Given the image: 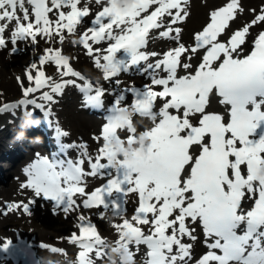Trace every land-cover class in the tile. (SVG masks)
<instances>
[{
	"label": "snow or ice",
	"instance_id": "snow-or-ice-1",
	"mask_svg": "<svg viewBox=\"0 0 264 264\" xmlns=\"http://www.w3.org/2000/svg\"><path fill=\"white\" fill-rule=\"evenodd\" d=\"M92 4L0 0V51L9 43L10 55L23 51L21 43L48 45L26 67L28 85L17 77L23 98L0 105V114L31 106L51 126L53 106L69 87L82 94L83 107L103 109L106 94L113 96L106 122L93 136L99 145L95 154L87 142L63 143L69 133L57 124L58 152L51 158L37 154L24 169L21 187L34 198L8 204L5 212L22 208L31 214L41 199L66 218L78 213L79 234L69 238L81 249L78 264H94L93 253L95 259L106 257V241L81 208L100 210L101 219L108 210L121 217L112 225L118 240L111 248L119 264H136L141 245L147 248L141 264H264V6L250 10L249 22L236 24L245 12L242 0H227L209 12L186 44L182 25L190 0H94L95 12ZM254 27L260 29L255 35ZM150 40L175 46L148 51ZM66 41L85 50L102 80L113 85L111 92L101 78L94 83L74 69L75 57L63 51ZM47 66L55 73L47 74ZM133 70L149 82L121 89L116 78ZM128 94L134 97L131 112L120 106ZM213 95L225 113L208 110ZM133 114L150 119L152 126L137 133ZM68 151L77 152L75 160ZM86 177L105 183L89 192ZM130 194L137 195L138 206L129 218ZM246 199L252 202L247 209ZM198 229L207 251L196 258ZM11 245L6 241L0 251Z\"/></svg>",
	"mask_w": 264,
	"mask_h": 264
},
{
	"label": "bare ground",
	"instance_id": "bare-ground-1",
	"mask_svg": "<svg viewBox=\"0 0 264 264\" xmlns=\"http://www.w3.org/2000/svg\"><path fill=\"white\" fill-rule=\"evenodd\" d=\"M225 3H227V0H190L189 17L182 25L183 42L191 44V35L202 29V26L207 22L209 12L224 6ZM242 5L245 8V12L241 14L236 24L249 22L254 15L250 10L255 8L259 11L264 6V0H242ZM91 7L93 12L97 10L94 0ZM91 19L92 17L87 18L85 27L88 26V21ZM236 24L233 25V28H235ZM259 30L254 27L252 29L253 35ZM81 31H83V28ZM5 35L10 38V33L6 32ZM47 46L41 41L37 46L30 44L31 49L29 51H25L27 45H24L23 51L12 55L9 54L11 47L9 45L6 50L0 51V105L18 103L23 98L17 77L24 81L25 86L28 85V81L25 78V69L33 61L31 56L35 58L34 55L43 52V49ZM173 46L175 45L168 41L150 40L148 51L163 52L168 47ZM100 47L105 46L102 44ZM41 48L42 50L37 52ZM63 51L64 54L75 57L71 61L74 65L79 59L84 61V65L88 68L90 75L87 72L86 74L94 83L98 78L102 77L101 71L94 67L92 60L86 55L85 50L81 46H73L66 41ZM27 55H29L28 59L24 60ZM196 62V60H193L194 65ZM26 64L27 66L25 67ZM77 67L76 65L74 69ZM54 73L55 70L51 72V75ZM116 79L122 81L121 89L133 84L142 86L149 82L144 76L135 73L134 70L133 73H122ZM100 83L109 92L112 91L113 85L111 83L103 81L102 78ZM104 99L103 109L94 108L90 110L93 113H89L82 106V94L75 88L69 87L62 96L58 97V102L53 106L50 117L51 126L42 118V114L31 106H20L0 114V249L3 248L6 241H12V245L7 252L0 251V264H14L11 259L10 249L18 243L33 245L35 253L42 264H78V254L81 249L79 245H73L69 240L73 232L79 234L76 227V216L78 213H71L66 218L65 214L60 210H56L54 213L52 202H45L41 199H36L35 205L31 206V214L25 213L22 208L5 212V206L15 202L27 203L34 198V194L30 189L21 187L22 183L27 180L24 169L38 158L37 154L51 158L52 154L46 151L49 145L57 146L56 149H58L56 141L51 136V132L55 131L57 124L63 131L69 133L67 137L62 138L63 143L87 142L89 151L95 154L99 145L93 140V136L99 135L101 132L100 113L103 114L106 108L109 107L113 101V96L106 94ZM131 100L132 95L128 94L126 100L120 106L127 107L129 112H131ZM160 106L161 102L157 101L155 108L158 110ZM208 110L219 113L226 112L225 106L219 103V98L216 96L210 97ZM28 113H32V115H28ZM132 121L137 133L143 132L152 126L150 119L136 114L132 116ZM119 135L121 138H126L127 132L120 130ZM67 155L75 160L77 152L68 151ZM84 167L88 169L87 163ZM85 179L89 192L105 183V179L99 177H86ZM77 199L79 200L80 198ZM125 200L127 216L130 218L133 210L138 206V197L136 194H130ZM250 203L251 201L246 199L244 208L247 209ZM99 211L97 209L90 211L83 208L80 209V212L84 215L93 216L92 220L96 222L99 234L106 241V257L104 259H95V254L93 253V262L94 264H119L118 257L111 251V248L118 240V233L112 225L121 223L122 219L115 216L111 210L105 212L104 218L101 219L98 217ZM8 227L10 228L9 230H7ZM21 229L28 231L21 232ZM196 235L200 239L195 245L194 255L199 258L207 249L203 245L204 237L202 231L198 229ZM44 238L48 240H42ZM40 240L44 243H39ZM41 244L47 247L42 248L40 247ZM52 247L63 251L53 253L51 251ZM132 251H137L135 246H132ZM146 253V246L141 245L138 254L135 256L136 264H141V261L145 260Z\"/></svg>",
	"mask_w": 264,
	"mask_h": 264
},
{
	"label": "rangeland",
	"instance_id": "rangeland-1",
	"mask_svg": "<svg viewBox=\"0 0 264 264\" xmlns=\"http://www.w3.org/2000/svg\"><path fill=\"white\" fill-rule=\"evenodd\" d=\"M220 2H221V1H220ZM220 2H219V3H220ZM262 2H263V1H262ZM219 3H218V4H219ZM30 44H31V43H30ZM104 46H106V45H104ZM30 49H31L30 45H29V46L27 45L25 51H29ZM5 50H6V49H5ZM40 50H42V48H41V49H38L37 52H39ZM69 51H71V50H69ZM39 53H41V52H39ZM27 54H30V53H27ZM28 57H29V55L25 56V57H24V60L28 59ZM31 57L33 58V60L36 59V58H34L33 56H31ZM27 64H28V63H27ZM27 64L25 65V67L27 66ZM76 65L78 66V67H77L78 69H81L83 72H85V73L87 72V73L90 75L89 70H88V68L84 65V61H83L82 59H79V60L77 61ZM76 65L72 64L73 67H76ZM52 68H54V66H47V67H46V72L49 74L50 71L52 70ZM90 218L93 219V216H90ZM10 226L12 227V225H10ZM9 229H10V228L8 227L7 230H9ZM22 231H23V230L21 229V232H22ZM27 231H28V230H27ZM27 231H23V232H27ZM42 240L47 241L48 239L44 238V239H42ZM42 240H40L39 243H44Z\"/></svg>",
	"mask_w": 264,
	"mask_h": 264
}]
</instances>
